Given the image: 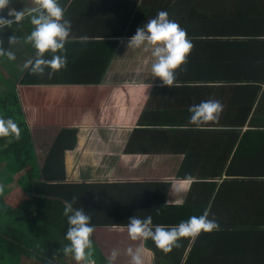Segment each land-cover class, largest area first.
I'll list each match as a JSON object with an SVG mask.
<instances>
[{"label":"crops","instance_id":"1","mask_svg":"<svg viewBox=\"0 0 264 264\" xmlns=\"http://www.w3.org/2000/svg\"><path fill=\"white\" fill-rule=\"evenodd\" d=\"M58 2L71 21L69 41L57 53L66 57L67 66L51 78L50 68L44 75L24 69L36 56L33 45L25 42L35 26L25 16L0 29V47L16 57L0 56V94L17 96L37 142H50L63 129L77 130L76 146L64 154L66 180L167 182L163 203L186 208L187 218L207 199L206 208L212 202L216 209L228 205L230 211L264 209V0ZM34 6V0H10L0 16L14 19L9 10ZM159 11L185 29L194 45L176 70V87L161 86L160 78L153 77L150 50L127 47L136 29ZM12 35L18 43H8ZM51 56L48 52L44 58ZM206 100L221 102L219 119L191 124L189 107ZM23 174L15 173L12 181ZM232 179H242L244 185L233 187ZM197 180L216 186H196ZM12 193L24 195L20 184ZM94 228L93 247L107 259L113 249L119 251L113 264H130L127 249L144 241H133L127 227ZM201 239L205 237L196 241ZM185 240L168 253L152 240L144 258L150 264H172L171 259L184 264L187 258H192L189 264H223L221 256L227 257L203 250V241L195 246L191 238ZM209 241L218 242L213 237Z\"/></svg>","mask_w":264,"mask_h":264},{"label":"trees","instance_id":"2","mask_svg":"<svg viewBox=\"0 0 264 264\" xmlns=\"http://www.w3.org/2000/svg\"><path fill=\"white\" fill-rule=\"evenodd\" d=\"M16 100L14 93L0 94V118L13 119L22 130L19 140L14 136L0 137V185L3 186V192L0 193V264L77 262L72 254L66 256L63 253V247L70 244L65 238L68 223L63 214L64 207L65 202H72L74 196L77 199L73 208H83L92 217L91 224L94 227L125 228L129 218L143 219L149 215L153 228L156 225L171 227L190 218H187L186 208L163 203L170 186L167 182L67 181L64 154L76 146L77 130L63 129L50 142H37L39 137L29 130ZM140 144L146 145L147 142ZM126 148L128 150V144ZM21 171L24 174L18 182L23 187L24 195L13 197L8 184L13 175ZM243 181L232 179L231 184L233 187H242ZM193 183L202 187L216 186L215 182L203 180ZM261 186L264 187V182ZM207 201L205 206L208 205ZM204 205L198 211H192V216L202 215L205 209H209V219L214 218L220 229L210 233L202 231L194 241L195 246L203 241V250L217 252L220 256L227 255L221 256L223 264H264L262 207L258 206V210L254 211L246 207L230 211L228 205H216L217 209L212 202L208 208ZM176 208L180 211H175ZM200 236H204L205 240L196 241ZM212 237L218 241L216 244L207 242ZM189 239L186 238L185 242ZM151 242L152 239H147L142 245L152 250ZM91 252L95 264H108V259L93 247V243ZM151 261L145 260V264ZM179 261L169 260L172 264H179ZM190 261L192 258H187L188 264ZM79 264H84V261Z\"/></svg>","mask_w":264,"mask_h":264},{"label":"clouds","instance_id":"3","mask_svg":"<svg viewBox=\"0 0 264 264\" xmlns=\"http://www.w3.org/2000/svg\"><path fill=\"white\" fill-rule=\"evenodd\" d=\"M9 3L10 0H0V11L5 9ZM34 3L35 6L26 11L24 9L9 10L8 17H14V19L0 16V29L6 26L11 27L13 23H19L25 16H29L35 27L26 37L25 42L33 45L36 49V56L35 59L27 60L23 67L37 75H44L45 69L50 68L51 71L47 75L51 78L55 72L67 66L66 57L57 53L63 52L65 44L69 41L71 21L65 19V9L60 6L58 0H34ZM81 40L86 42L87 37H82ZM18 42L17 36L8 37L9 44ZM127 47H143L144 51L150 50L153 58L151 62L153 77L160 78L161 86L176 87L178 86L176 70L187 62V56L194 45L188 39L185 29L181 28L176 21L170 20L166 11H159L155 18L149 19L146 24L136 29L135 34L128 39ZM48 52L52 54L51 59L44 58ZM4 55L9 60L16 58L14 52L0 47V56ZM222 111L223 105L220 101H202L189 107V112L192 114L189 122L199 126L216 121ZM21 131L13 119L0 118V137L14 136L16 140H19ZM2 192L3 186L0 185V193ZM76 199L77 197L74 196L72 202H65L63 214L67 217L68 223L65 238L70 241V244L63 247V253L66 256L72 254L78 264L81 261H84V264H95V260L91 259L92 240L90 237L95 231L91 224L92 217L83 208H73ZM179 203L182 206L183 202ZM209 211L205 209L202 215L191 216L188 220L171 227L156 225L153 228L150 215L143 219L131 217L127 224V231L133 241L152 239L157 248L168 253L174 247H180L181 238H191L195 241L202 231L210 233L220 229L219 223L214 218L209 219ZM144 252L143 245L135 249L129 247L127 254L131 257L130 264H145ZM118 255L119 251L113 249L108 257V264H113Z\"/></svg>","mask_w":264,"mask_h":264},{"label":"rangeland","instance_id":"4","mask_svg":"<svg viewBox=\"0 0 264 264\" xmlns=\"http://www.w3.org/2000/svg\"><path fill=\"white\" fill-rule=\"evenodd\" d=\"M17 179H18V177H15V181H12L11 183H9L8 184V186H9V193H11V194H13L12 192H13V190H14V188L15 187H17V184H19V183H17L18 181H17ZM11 188V189H10ZM21 188L23 189V187L21 186ZM15 194V193H14ZM16 195V194H15ZM68 261V264H77V262H74V261H72V260H67ZM57 264H60L59 262H56ZM29 264V263H28ZM55 264V263H54Z\"/></svg>","mask_w":264,"mask_h":264}]
</instances>
